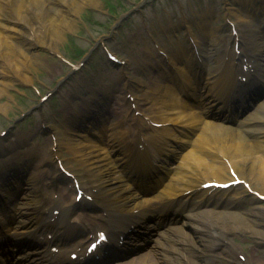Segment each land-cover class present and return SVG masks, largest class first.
Returning <instances> with one entry per match:
<instances>
[{
  "label": "bare ground",
  "instance_id": "1",
  "mask_svg": "<svg viewBox=\"0 0 264 264\" xmlns=\"http://www.w3.org/2000/svg\"><path fill=\"white\" fill-rule=\"evenodd\" d=\"M96 5L97 0H0V112L7 113L9 110V105L5 102L2 103L5 101L3 97L9 95V88L19 83L30 84L32 79L28 76V73L32 75L33 67L46 66L44 57L38 52L28 59L24 56L21 48L25 46L27 47L26 49H29V47L32 49L43 47L50 52L53 51L52 47L55 46V43L64 39V31L70 30L76 32L74 30L76 26L74 17L81 13L84 6L95 7ZM9 31H14L15 34H6ZM250 31L252 34L254 33L253 29H250ZM233 40L236 44L239 41L238 36L233 37ZM253 43L251 42L250 44ZM251 49L253 57L263 63L261 71L264 77V55L257 48ZM213 53H215L214 47L206 49L204 54L200 55L206 61L211 58ZM244 64L249 72L252 65ZM217 67L224 74V83L232 80L225 76L228 71L227 64L217 62ZM51 69L53 70V68ZM217 71L218 69L213 70L215 73ZM251 77H254V75H251ZM252 82L248 80L246 88ZM222 84H219L218 92L221 90ZM129 86L131 85L128 83ZM255 87L256 85L251 86V91ZM225 91H227L226 95L224 97L221 95V97L223 99L231 98L229 96L230 88H227ZM161 92L158 91V88L153 87L149 96L152 97L155 93L161 96ZM163 93L162 96L166 97L168 93L173 95L172 90L168 92V89L163 91ZM236 94L238 97H242L243 95L238 90L233 92V95ZM259 108L264 107L260 106ZM177 109L180 110L179 107ZM181 113L183 114L184 112L181 111ZM212 116L215 117L216 115L212 114ZM216 127H218L217 123L212 121L204 123L201 128L198 127L200 134L193 142L192 148L176 164L169 183L163 189V194L155 196L154 200L156 202L159 203L161 200L168 201V198H175L186 190H197L202 186V183L227 182L225 178L229 169H233V172L239 179H243L250 184L257 194H251V199L254 203H257L259 200L258 196L264 195V116L260 113L258 116L256 109L242 121V126L236 134H230L229 130H221ZM210 131L212 134L209 138L208 133ZM115 135L122 141L126 138L124 132H116ZM55 136V142L58 144L57 148L65 145L72 152H79L72 145L68 135H65L63 138L65 141H58V135ZM135 144L133 143L132 145ZM138 144H141V142ZM101 149L99 145H96L95 148L83 151L82 159L79 163L80 166L86 168L87 174L76 182L78 189L83 192L84 196L87 194L91 196L90 202H86L83 197L77 203L76 199H74L77 191H75L72 201L65 202L62 195L53 200L50 194L42 193V180L44 176L41 173L26 179L20 177L14 182L15 189L20 188L17 185L18 182L25 183V189L21 190L19 198L20 201L22 199V203L13 205L17 208L15 211L17 216L14 221L21 225H31L35 224V219L32 217L34 213H40L38 214L40 216L46 211L49 212L51 210L52 215L67 216L75 209L81 210L82 205H97L96 201L100 200L97 206L100 212L102 211L104 214H101L96 219H90L88 216L80 214L77 223L70 225L75 229L83 230L96 226L98 221L110 222L116 221L113 220L114 218H124L122 217L123 214L146 203L148 200L139 202L131 198L133 187L122 176L126 166H121L122 168L119 170V166L111 164L110 154L113 152V149L103 156H96L94 153L101 151ZM122 151L126 154L130 149L122 148ZM146 153V148L137 146L136 151L134 149L131 153V160L126 162L129 163L127 168L131 165L133 168L136 166L135 155L143 158ZM10 160L6 167L0 168V175L3 178L5 173L13 169L17 170H15L14 175L21 174L26 169L27 161H18L20 157L13 156ZM77 176L75 174V177ZM209 176H213L217 180L211 181L205 179L201 181L203 178H208ZM229 180L232 181L234 179L230 178ZM9 184H12V182ZM205 193L207 194V190H205ZM2 196L8 200L13 199V194L8 189L2 191ZM214 197L215 195L208 193L204 201H199L194 206L190 205L186 209L187 213L182 212V218L184 215L183 220L175 219V223L182 221V225L186 224L191 232H195L199 245L202 248V250L194 251L196 252L194 256L198 260L204 264H210V261L218 256L224 261L235 260L236 257L231 249V243L236 237V232L244 235L249 234L250 237L257 238L258 242L264 243V210L261 211V208L252 206L248 211L242 212L236 207L233 208L231 203H221V206L220 200H212ZM82 200L84 201L82 202ZM51 202L52 205H50ZM130 203L134 204L128 207ZM155 206L161 207L159 204ZM203 206L205 208L201 209ZM164 209L162 208L159 212L162 213ZM19 215L27 217V219L19 221ZM168 229L175 238H170L166 233L160 232L161 234L159 235L164 240L168 239V242L174 245H186L185 234L180 239H177L181 235V231L177 230L178 228L175 229L170 226ZM156 243V246L160 248L158 253L148 252L133 258L130 262L122 264H179V256H177L178 260H173L168 256L169 253H178L175 248L168 247L162 242L157 241ZM216 249H219L218 253L215 252ZM254 254L255 252L246 253V264H261L257 258H254ZM235 264L241 263L235 262Z\"/></svg>",
  "mask_w": 264,
  "mask_h": 264
},
{
  "label": "rangeland",
  "instance_id": "2",
  "mask_svg": "<svg viewBox=\"0 0 264 264\" xmlns=\"http://www.w3.org/2000/svg\"><path fill=\"white\" fill-rule=\"evenodd\" d=\"M244 3L249 4L250 0L244 1ZM207 9L211 10V14L207 18L208 27L205 32L200 34V38L205 45L213 42L222 48L218 53V59L226 58V52L228 55L232 54L231 47H228L230 32L227 22L230 20L227 21V17L235 23L237 30L243 36H246L245 34L253 25L260 29L264 26V9L261 10L260 5L255 8V11H260V16L253 19L246 17L245 13L239 12L232 0H97L95 7L84 6L81 13L74 17L76 32L64 31V39L55 43V46L52 47L53 51L50 52L43 47L26 49L25 46L21 48L24 56L28 59L38 52L44 57L46 66L33 67L32 75L28 73L32 79L30 84L19 83L9 88V95L2 102L9 105V110L7 113L0 112V130L7 128L17 132L18 128H23L26 132L31 133L39 129L41 118H47L49 132L62 131L64 118L69 114H65L62 104L68 98L69 93L78 88L79 79H88L90 83L89 88L81 93L84 99L89 98L93 90L106 88L110 94L109 106L119 114L123 108L125 110L128 108L124 98L125 84L128 80L124 78L125 76L129 80L133 78L136 82H131L134 85L127 88L131 91L128 95L133 93V96L130 97L137 98L136 102L142 108L147 109L145 113L148 116L156 115L154 110H158V105L149 99L144 100L151 82L146 74H139V71L142 67L146 69L150 67V65L145 66L146 63L150 64L161 58L156 54V50L166 51L172 55L179 45L184 46L185 34L188 31L197 33L195 22L204 18L201 14H205ZM255 35L259 37L262 34ZM257 37L254 39L257 45L260 42L264 45V40ZM103 46L117 56L118 64H112L106 60L102 52ZM81 50L82 54L79 55ZM84 59L85 63L73 71V67ZM154 69H151V72ZM70 73L74 77L79 74V79L65 90L61 88L50 101L47 99L43 102L44 95L57 86L67 87L68 82L74 78L72 77L65 84L67 81L65 77ZM159 75L156 78L158 85L160 84ZM138 81H143V84ZM22 114L24 117H21ZM52 115L56 116V121L53 120ZM166 116L170 119L175 118L178 122L181 121L174 111H167ZM113 121H125L126 128H133L131 127L132 122L126 121V118L121 116L115 117ZM111 133L110 128H107L106 134L102 137L105 139L104 144H108L105 148H116L117 146L116 139L111 136ZM45 139V155L50 162L47 174L53 177L55 163L54 160H49L51 151L49 135H46ZM91 141L95 143V140ZM60 152L66 155L69 166L76 172H82L81 169L74 166L78 160V153H70L67 156L65 146L60 148ZM117 155L112 154L111 160H115ZM4 157L5 155H1L0 159H4ZM43 168L42 166L39 170ZM209 178L211 177L206 179ZM257 187L259 186L257 185ZM213 194L216 198L220 197L224 201L221 203H231L233 208L236 207L242 212L248 211L252 206L261 208V211L264 210V201L254 203L241 186L226 191H214ZM201 197V195H197L193 200H198ZM183 229L189 235V242L186 248L175 246L178 248L180 262L183 264L192 262V264H204L194 256L196 253L194 251L202 250L195 232H191L188 226H183ZM235 235L236 237L231 243L235 260L224 261L215 257L210 261V264H235L237 261L246 264L247 252H255L254 258L264 264V243L258 242L257 238L250 237L249 234L244 235L236 232ZM176 257L175 254L173 258Z\"/></svg>",
  "mask_w": 264,
  "mask_h": 264
}]
</instances>
